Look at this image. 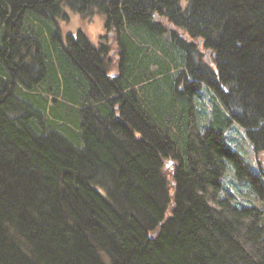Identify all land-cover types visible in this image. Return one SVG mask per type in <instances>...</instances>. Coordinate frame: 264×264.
<instances>
[{
	"label": "trees",
	"instance_id": "trees-1",
	"mask_svg": "<svg viewBox=\"0 0 264 264\" xmlns=\"http://www.w3.org/2000/svg\"><path fill=\"white\" fill-rule=\"evenodd\" d=\"M232 122L264 159V0H0V264H264Z\"/></svg>",
	"mask_w": 264,
	"mask_h": 264
},
{
	"label": "rangeland",
	"instance_id": "rangeland-1",
	"mask_svg": "<svg viewBox=\"0 0 264 264\" xmlns=\"http://www.w3.org/2000/svg\"><path fill=\"white\" fill-rule=\"evenodd\" d=\"M63 12L66 18H60L57 20L58 27L63 34L67 32L75 33L81 31L86 38L94 46H100L102 43L110 44V52L112 58L110 59L108 66L109 76L116 75L117 72V59L115 58V41L113 30L106 29L105 18L101 13L92 15H81L80 13L71 10L67 6H62ZM209 63V61L207 62ZM203 102L199 106V113L206 116L208 108L205 107L206 102L209 99V95L205 92L202 96ZM199 100V99H198ZM209 124L210 121L206 122ZM224 139L226 143L236 151L240 153L245 164L251 170V172L263 177L262 171L259 169L264 166V159L260 153L258 156L252 147L250 139L247 137L244 129L235 122H232L226 126L223 130ZM259 160V163H258ZM231 163L227 167L225 174L222 176L223 191H228L232 194L234 200L238 199L240 202L246 205L255 204L262 207V225L264 226V190L260 192L254 187V184L249 180H242L238 178L234 173L231 172ZM222 191V192H223Z\"/></svg>",
	"mask_w": 264,
	"mask_h": 264
},
{
	"label": "water",
	"instance_id": "water-1",
	"mask_svg": "<svg viewBox=\"0 0 264 264\" xmlns=\"http://www.w3.org/2000/svg\"><path fill=\"white\" fill-rule=\"evenodd\" d=\"M207 54H208V52H206V57H207Z\"/></svg>",
	"mask_w": 264,
	"mask_h": 264
}]
</instances>
